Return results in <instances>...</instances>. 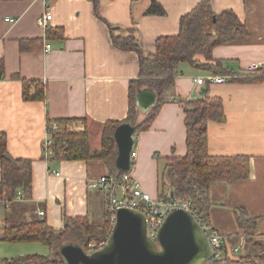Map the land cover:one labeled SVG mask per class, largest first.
I'll return each instance as SVG.
<instances>
[{
	"label": "crops",
	"instance_id": "crops-1",
	"mask_svg": "<svg viewBox=\"0 0 264 264\" xmlns=\"http://www.w3.org/2000/svg\"><path fill=\"white\" fill-rule=\"evenodd\" d=\"M156 1L165 11L164 16L142 15L148 0H100L101 19L94 14L90 0L0 1V132L6 134L10 157L32 163L29 199L11 204L8 211L0 210V237L5 220L10 218L45 219L50 228L60 230L64 216L91 217L100 206L102 211L104 194L88 190V184L110 175L107 165L98 160L44 159L42 142L47 120L82 122L90 145L92 139H99V147L92 149L91 145L92 151L99 150L103 126L125 121L129 84L138 77L136 53L116 47L112 37L131 33L144 54L152 55L158 38L176 36L181 17L207 1L215 14L233 12L248 33L241 40L212 50V59L220 70L216 75L229 81H204L198 86L194 80L211 72L180 64L174 85L164 91V103L153 124L134 136L136 157L131 176L144 192L157 199L159 175L168 159L186 154L184 103L205 97L220 99L225 121L207 123L208 154L248 157L249 175L246 180L210 185L209 224L221 237L239 234L234 210H245L258 220L253 235L262 245L263 264L264 78L256 82L243 74L248 66L264 65V0ZM46 14L51 20L47 27H40L38 20ZM24 42L29 50H20ZM46 45L51 46L49 53ZM197 59L203 62L202 57ZM23 81L43 83L44 101H24ZM38 212H44V216L39 217ZM5 244L9 243L0 242V247ZM44 247L48 251L39 254H31L28 248H11L0 259L6 262L19 256H47L50 250ZM232 248L226 244V255L236 259Z\"/></svg>",
	"mask_w": 264,
	"mask_h": 264
},
{
	"label": "trees",
	"instance_id": "trees-1",
	"mask_svg": "<svg viewBox=\"0 0 264 264\" xmlns=\"http://www.w3.org/2000/svg\"><path fill=\"white\" fill-rule=\"evenodd\" d=\"M90 1L94 7V14L100 18V0ZM142 15L164 16L165 11L156 0H148V5ZM247 35L244 25L233 12L224 11L215 14L210 4L202 1L190 13L181 17L179 32L176 36L161 37L155 41L152 55L144 54L131 33L125 37H112V42L116 47L124 51L135 52L138 57V77L129 84V108L123 123L134 125L136 134L148 130L164 103V91L174 85L176 69L180 64L187 63L192 67L217 74L220 70L218 64L212 59V50L222 44L241 40ZM26 44L27 42L20 43V50H29L30 47ZM197 57H202L203 62ZM0 69L2 73L1 64ZM263 78L264 69L260 71V77L251 78V80L257 82ZM137 89H148L157 98L156 105L145 116H142L139 122H136L138 112L135 107ZM22 96L24 101H44L45 85L37 81H23ZM183 112L186 128V154L183 157L172 156L168 159V164L159 175L157 200L163 203L188 201L195 220L199 219L197 222L201 221L209 227L210 185L214 182L230 184L246 180L249 175V159L246 156L213 157L208 154L207 123L225 121L220 99L205 97L201 101H188L183 105ZM75 121L78 120H47L46 129L50 132L53 122L62 125ZM120 124L122 123H108L103 126L100 148L97 151H92L86 129L78 133L56 134L51 160L83 162L98 160L107 165L110 175L122 176L124 173L117 171L114 167L116 145L113 132ZM127 173H131V170ZM31 187V161L10 157L7 151L6 134L0 132V201L11 202L20 189L30 194ZM16 206L18 207V204ZM111 216L107 198L102 209L101 222L96 225L90 222L88 216H64V225L60 230L50 228L45 219H7L3 224L0 242L40 243L48 247L50 253L47 256H19L5 263L64 264L58 250L65 243H72L84 250H87L89 244L104 246L112 228ZM234 217L240 233L222 237V241L225 251L226 244L235 247L242 242L241 255L236 259L225 255L223 259L211 260L207 264H260L262 245L253 235L257 229L258 220L251 218L243 209L234 210Z\"/></svg>",
	"mask_w": 264,
	"mask_h": 264
},
{
	"label": "water",
	"instance_id": "water-1",
	"mask_svg": "<svg viewBox=\"0 0 264 264\" xmlns=\"http://www.w3.org/2000/svg\"><path fill=\"white\" fill-rule=\"evenodd\" d=\"M156 103L152 91L136 90L135 107L141 116ZM135 134V126L130 123L118 125L113 132L114 167L121 173L131 169ZM58 253L64 264H207L212 260L206 234L193 215L182 209L169 211L155 240L146 235V221L139 212L118 209L110 236L101 249L89 255L83 248L65 243Z\"/></svg>",
	"mask_w": 264,
	"mask_h": 264
},
{
	"label": "built area",
	"instance_id": "built-area-1",
	"mask_svg": "<svg viewBox=\"0 0 264 264\" xmlns=\"http://www.w3.org/2000/svg\"><path fill=\"white\" fill-rule=\"evenodd\" d=\"M50 20L51 15L46 14L38 20V25L40 27H47L48 21ZM50 50L51 46L46 45V53H49ZM262 69H264L263 64L251 65L244 70L243 75L246 77L257 78L260 77V71ZM204 81H207L210 84H225L229 81V78L211 73L203 78H196L194 80V83L199 86ZM50 128V132H46V136L44 137L42 142V153L44 159L46 160L51 159L53 157L52 147L56 134L63 132H83L85 130V125L79 121L67 122L62 125L53 122ZM135 157L136 153L133 148L131 152V169L132 162ZM55 175L58 176L59 174L55 173ZM88 190L100 191L107 196L110 211L112 214V226L114 225L115 214L118 209L124 208L139 212L145 218L146 221V235L152 240L156 239L158 231L160 230V227L162 226L163 221L170 210L182 209L190 212L193 215V213L190 211V203L188 201L178 200L171 201L169 203H163L161 201H158L157 199L151 198L148 193L144 192L141 189L139 182L131 176V173H124L120 177H117L115 175L101 176L88 184ZM28 199V191L20 189L17 191L14 199L11 202L0 201V210L8 211L11 204L23 203L28 201ZM38 215L39 217H43L44 212H38ZM199 225L206 234L209 244L211 246L212 260L223 259V257L226 255V251L224 248L222 237L214 230H212L210 226H206V224H204L203 222L200 221ZM242 244L243 243L241 242L240 244L232 248L231 253L234 258H238L241 255ZM102 247V245H100L99 247H93L92 244H89L85 252L90 255L93 252L101 249Z\"/></svg>",
	"mask_w": 264,
	"mask_h": 264
},
{
	"label": "rangeland",
	"instance_id": "rangeland-1",
	"mask_svg": "<svg viewBox=\"0 0 264 264\" xmlns=\"http://www.w3.org/2000/svg\"><path fill=\"white\" fill-rule=\"evenodd\" d=\"M142 120V116L138 113L137 116V120L136 122H139ZM99 139H92L91 145H92V149H96L99 146ZM100 192V191H98ZM102 193V192H101ZM104 194V193H103ZM104 201L106 202V195L104 194ZM152 198V197H151ZM101 205H102V201H101ZM98 212L96 214H92L90 218V222L93 225L99 224L101 222V218H102V211H101V206L100 208L97 210ZM112 229V228H111ZM111 233V230L109 232V234ZM93 247H99L100 244H92ZM23 248L26 249L28 248L27 251H30L31 254H39V253H43V252H47L48 249L45 248L43 245L41 244H37V243H17V244H5L4 246L0 247V257H3L5 255V253H9L8 251H11V248ZM3 259H0V264H4L5 262H3ZM264 264V262H263Z\"/></svg>",
	"mask_w": 264,
	"mask_h": 264
}]
</instances>
